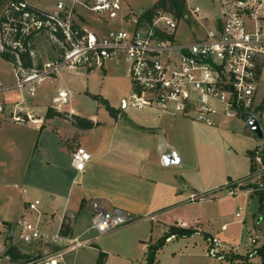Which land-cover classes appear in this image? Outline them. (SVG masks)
Masks as SVG:
<instances>
[{"label":"built area","instance_id":"2783aa9c","mask_svg":"<svg viewBox=\"0 0 264 264\" xmlns=\"http://www.w3.org/2000/svg\"><path fill=\"white\" fill-rule=\"evenodd\" d=\"M182 8L177 15L167 3L145 20L142 12L131 15L124 11L123 0H69L68 5H59L53 11L35 7L28 0H8L0 11V52L14 57L15 83L0 84V92L22 89L34 96L40 82L62 69L92 71L120 57L128 65L131 83L124 107L153 109L206 126L235 118L245 120L263 106L256 98L264 68V0H210L207 10L183 0ZM79 10L90 12L105 24L123 27L99 35L75 20ZM41 36L57 44L59 54L55 60L39 64L32 49L33 40ZM21 54L33 60L31 68L21 65ZM65 96L59 93V97ZM0 117L17 125L31 123L39 128L42 124L41 118L2 101ZM89 160L90 155L82 147L71 153V166L76 172H82ZM253 161L256 169L251 179L256 180L264 172L260 149L255 151ZM238 186L236 182L234 188H225L227 195L234 196ZM212 197V193L192 194L187 202L195 204ZM38 205L37 200L27 204V211L36 214L34 220L22 215L12 225L0 222V264H10L6 252L16 243H36L42 249L40 258L22 264H64V256L92 243L91 238L82 235L44 229ZM89 208V229L97 236L133 221L122 210H108L95 200ZM244 213V207L235 213L241 223ZM244 230L248 245L255 249L262 245L252 228ZM209 244L208 255L219 258L222 243L211 237ZM253 254L250 252L249 257Z\"/></svg>","mask_w":264,"mask_h":264},{"label":"crops","instance_id":"0c3cea01","mask_svg":"<svg viewBox=\"0 0 264 264\" xmlns=\"http://www.w3.org/2000/svg\"><path fill=\"white\" fill-rule=\"evenodd\" d=\"M89 72L91 71H87ZM83 75L81 70L62 69L58 74L40 82L35 88L34 96H29L22 89H13L14 92L19 90V94H12L9 90L0 92V101L4 104L16 106L42 119L39 128L29 123L17 125L20 128L12 130L16 137L13 140V152L18 162L14 166L16 174L22 175L20 171H23L24 176H30L28 190L26 193L23 191L24 195L18 202V216L24 215L34 220L36 214L26 208L29 202L37 200L44 229L51 232L58 230L66 217L71 227L69 235H82L94 241L97 234L86 236L89 230L82 228L81 213L84 207L95 200L108 210L116 208L129 214L133 218L130 224L140 220L154 223L166 219L170 222L168 229L182 223L183 225H179L181 228H191L195 230L193 234L205 235L198 226L202 215L192 213L191 217H185L182 214L187 206L194 205L187 202L188 196L206 192L205 194L213 193L210 200H218V194L223 193L225 186L234 188L236 182H239V186L243 185L250 172L248 152L262 145L264 140L249 148L252 137L246 125L241 122L242 118H235L217 126H206L153 109L128 113L124 106L122 111L108 106L111 113L109 120H101L93 114L81 117V114L69 106V88ZM261 81H264V71ZM46 82L53 87L50 93L42 96L47 100V105H41L40 98H34L37 95L36 90ZM59 93L66 96L61 98ZM47 108H52L62 116L45 118ZM72 116L89 120L92 126L85 128L82 121L74 123ZM4 121L0 120V131ZM222 139L226 142L228 140L230 144L240 141L239 150L245 151L249 164L244 160L241 167L233 171L226 169L223 173L212 177L208 175L207 179L203 177L200 181L192 179L189 175L195 171L196 164L193 163L198 159L197 156L189 158L190 143L208 148ZM78 146L90 155V160L82 172H76L71 166V153ZM229 146L233 148L232 145ZM203 154L209 158L215 157L211 153ZM37 169L43 170L42 182L34 178ZM239 186L235 190H248ZM225 196H228L227 192ZM248 197L247 195L246 201H249ZM212 235L207 234L209 238L216 237ZM145 236L142 232L135 237V241L142 248ZM174 239L176 237L167 241ZM17 244L19 243L14 246L18 248ZM64 264L73 263L64 256Z\"/></svg>","mask_w":264,"mask_h":264},{"label":"rangeland","instance_id":"374dc122","mask_svg":"<svg viewBox=\"0 0 264 264\" xmlns=\"http://www.w3.org/2000/svg\"><path fill=\"white\" fill-rule=\"evenodd\" d=\"M29 3L35 7L53 11L56 10L59 5H68L69 0H28ZM158 0H123V10L128 11L129 14L138 15L140 12L149 10L154 3ZM191 4L200 6L202 10L209 9L210 0H189ZM5 5L0 6V11ZM183 12V8L181 9ZM75 20L80 23L81 26L86 29L97 32L99 35H106L110 31L123 27L121 24H105L101 22L96 16L88 11L79 10L75 12ZM182 30L184 28L182 27ZM181 34L185 32L180 31ZM181 36V35H180ZM34 59L42 64L46 61L55 60L59 54L58 45L50 41L45 37H38L33 40ZM264 71V68H263ZM0 82L6 83L5 85H13L15 83V75L13 65L7 61L0 59ZM4 85V84H3ZM53 85L45 84L41 85L36 90L37 100L40 98L41 105H47V100L42 98L46 93H50ZM69 106L74 109L79 116L85 117L87 115H96L99 119L111 118V113L107 109V106L119 109L122 111L123 101L129 96L131 91V83L128 75V65L122 58H116L114 60L107 61L102 68L94 69L87 73L84 71V75L79 78L77 83L72 84L69 88ZM12 94L21 93L19 90L16 92L9 90ZM49 96V95H48ZM47 96V97H48ZM42 98V99H41ZM261 100L264 103V81L260 83L258 88V95L256 101ZM137 109L127 107V112H135ZM254 114L257 116L261 127L264 132V105L255 109ZM5 120L4 126L0 131V222L12 225L18 216V202H20L21 196L28 190V178L30 176H24L23 171H20L22 175H17L15 167L16 162L13 147V140L16 139L14 131L17 128V124H14L6 117L0 119ZM243 124L245 120L240 119ZM195 122V121H194ZM198 123V122H197ZM251 134V140L249 148L253 147L257 140L253 133L247 128ZM264 140V139H263ZM230 144L225 139L218 143H213L211 147L196 145L191 142L188 146L190 153V159L197 156L195 171L190 173L191 178L200 181L201 178L207 176H215L220 172L233 171V169L241 167L244 160L249 164V160L245 155V151L239 150V143ZM13 144V145H12ZM232 145V149L229 148ZM234 145V146H233ZM237 145V146H236ZM225 150V151H224ZM187 151V152H188ZM205 153H211L215 157L209 158ZM225 152L226 154L224 155ZM26 158V162H27ZM191 162H189L190 164ZM249 167V166H248ZM40 171V172H39ZM34 173V178L37 181H43V170H39ZM248 171V170H247ZM187 177V175H183ZM32 178V177H31ZM214 178V177H213ZM253 182V183H252ZM258 181H252L247 178L244 180V184H255ZM226 185V184H225ZM228 188L227 186H225ZM232 189L231 187H229ZM228 188V189H229ZM227 189V190H228ZM216 190V189H214ZM226 189L222 194H218L219 199H206L204 202L187 206L182 214L185 217H191L192 213L196 215H202L199 218L198 226L203 229V233L193 234L188 237H176L172 241H165L164 244L158 248L154 254L153 264H234L242 262L239 259H231L230 256H245L250 252H254L255 248L246 243V232L244 228H252L255 231L257 241L259 244L264 242V219H259V213L257 212V202L255 198H250L252 188L249 187V201H246L248 190H237L235 196H225ZM203 193H194V195H202ZM213 194V193H212ZM244 199V200H243ZM245 202V203H244ZM248 202V203H247ZM244 207L245 219L241 223L239 219L235 217V213L238 208ZM82 215V228L88 229L86 236L95 235L94 230L89 229L92 221V214L90 212L89 205L84 207ZM26 217V216H25ZM137 221L132 224L119 226L113 228L106 233L96 236L94 241L89 246L81 248L71 254L66 255V260L73 264H96L98 258V252H104L106 254V264H146V251L149 245L156 244L162 239L164 232L168 229L170 222L163 219L162 222H142ZM223 227V228H222ZM152 228V230H151ZM220 229H223L222 231ZM190 230H193L190 228ZM195 231V230H194ZM145 233V242L142 244L143 248L135 241V237L140 233ZM213 234L212 236L218 237L222 244L226 246L219 251V258L213 259L208 255L209 249V236L207 234ZM215 233V234H214ZM85 237V236H84ZM20 248V253L24 254L29 259H36L42 256V249L39 244H17ZM97 248V250H95ZM230 248V249H228ZM26 260V259H25ZM248 263L258 264L257 256L254 254L248 257ZM3 264L7 262L2 261Z\"/></svg>","mask_w":264,"mask_h":264},{"label":"trees","instance_id":"16d2710c","mask_svg":"<svg viewBox=\"0 0 264 264\" xmlns=\"http://www.w3.org/2000/svg\"><path fill=\"white\" fill-rule=\"evenodd\" d=\"M8 0H0V6H3L7 3ZM169 4L170 9H174L176 14L179 15L181 13L182 9V3L183 0H158L154 5L147 11H144L141 13V18H144L145 20H150L152 15L154 14L155 10L159 7H165L166 4ZM0 58L4 61H7L13 65V67L16 66V62L14 60V57L8 53L0 52ZM20 62L21 65L24 68H31L33 60L30 59V57L27 54H21L20 55ZM262 107V106H261ZM107 109L110 110V108L107 106ZM53 116H62L61 113L56 112L52 108H47L45 113V118H51ZM74 123H77L79 121L84 122L85 128H89L92 126V122L89 120H86L84 118H78L76 116H72L71 118ZM260 149V154L262 155V160L264 162V143L260 146H256L252 151L248 152L249 160H250V172L249 177L252 178L253 173L255 172V164L253 161L255 151ZM255 181H258L255 184H246V185H240L239 187L242 189H249L252 188L250 195V198H255L257 202V212L259 213V219H264V172L259 175L258 178H256ZM234 187V186H233ZM60 233L62 235H69L71 233V227L69 220L65 217L60 225ZM195 231L171 226L166 233L163 234L162 239L159 240L154 245H149L147 247V253H146V264H153L154 260V254L158 248H160L167 239L171 237H188L192 235ZM7 255L9 256V263L10 264H22L23 262L27 261L28 257L24 254L20 253L18 248L16 246H8L7 249ZM254 256H257L258 258V264H264V242L262 245L254 250ZM106 254L104 252L99 251L98 252V258L96 261V264H104ZM248 254L245 256H230L231 259H239L242 262L234 263V264H250L248 263ZM26 259V260H25Z\"/></svg>","mask_w":264,"mask_h":264},{"label":"water","instance_id":"95a60500","mask_svg":"<svg viewBox=\"0 0 264 264\" xmlns=\"http://www.w3.org/2000/svg\"><path fill=\"white\" fill-rule=\"evenodd\" d=\"M245 125L253 133L257 140L262 141L264 139L263 129L255 114L250 113L246 116ZM3 225H6V223H3Z\"/></svg>","mask_w":264,"mask_h":264}]
</instances>
